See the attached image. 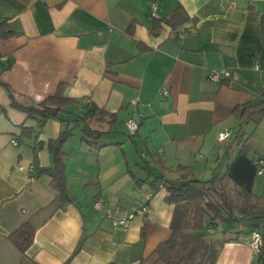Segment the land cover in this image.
Wrapping results in <instances>:
<instances>
[{
	"label": "crops",
	"instance_id": "0c3cea01",
	"mask_svg": "<svg viewBox=\"0 0 264 264\" xmlns=\"http://www.w3.org/2000/svg\"><path fill=\"white\" fill-rule=\"evenodd\" d=\"M178 7L189 18L181 44L168 28L150 31L152 17ZM2 20L15 35L0 40V83L24 104L45 100L60 84L78 102L38 127L0 86V264H140L171 235L174 205L163 184L186 174L208 180L224 171L215 160L238 149L231 112L264 88V0H0ZM221 70L228 77L220 83L206 79ZM86 100L104 115L77 119ZM127 119L138 125L132 136ZM20 126L32 129L29 138ZM86 126L98 139H82ZM224 129L231 137L218 142ZM67 130L60 148L72 201L61 208L39 171L54 169L47 144ZM242 133L251 135L248 157L264 159V118ZM146 193L148 214L115 226ZM252 194L264 198V171ZM25 222L34 236L22 254L7 236ZM250 232L208 233L227 240L214 264H264L245 243Z\"/></svg>",
	"mask_w": 264,
	"mask_h": 264
},
{
	"label": "trees",
	"instance_id": "16d2710c",
	"mask_svg": "<svg viewBox=\"0 0 264 264\" xmlns=\"http://www.w3.org/2000/svg\"><path fill=\"white\" fill-rule=\"evenodd\" d=\"M188 20L184 10L178 7L162 19L152 17L150 31L158 32L164 27L168 28L170 37L177 41L180 28L184 27L183 32H187L185 24ZM14 35L15 32L9 28L6 20L0 21V40ZM0 86L5 90L10 106L23 112L27 118L36 119L38 127L50 118H57L59 113L65 112L67 106L78 102L63 95L62 84L58 85L52 96L36 104H24L8 86L2 83ZM81 107L84 114L76 116L79 120L85 121L96 115H104L94 106L82 104ZM231 115L238 122L237 151L234 154L225 153L220 159H216L217 169L225 163L224 171L213 174L208 180L189 178L186 174L174 182L163 184L167 192L165 201L174 205L170 224L171 235L167 241L158 244L140 264H214L221 246L227 240H213L207 232L209 229L226 234L233 231L246 232L250 229L253 231L264 226L258 223L264 219V198H256L252 194L258 167L247 155L251 135L245 137L242 133L243 125H255L264 118V88L256 99L235 107ZM19 128L23 138H29L32 134L31 128ZM82 133V139L87 143H90V139H98V135L87 126L83 128ZM70 135L71 131L67 130L61 132L55 140L48 141L47 146L54 159V169L39 171V174L49 175L50 187L55 193L54 200L61 208L72 201L64 182L63 151L60 148ZM16 140L19 141V137H16ZM39 146L41 144L37 143L36 147ZM33 236L34 228L25 222L9 234L7 239L23 254L30 247ZM259 258L261 261L264 259V252Z\"/></svg>",
	"mask_w": 264,
	"mask_h": 264
},
{
	"label": "built area",
	"instance_id": "2783aa9c",
	"mask_svg": "<svg viewBox=\"0 0 264 264\" xmlns=\"http://www.w3.org/2000/svg\"><path fill=\"white\" fill-rule=\"evenodd\" d=\"M183 28L184 27L180 28L179 33L177 34V37H178L177 43L178 44H181L183 39H184L185 33L183 32L184 31ZM0 61H2V62L6 61V57L2 56L0 58ZM227 77H228V71L227 70H221V71L209 72L206 76V79L211 83L218 84L222 80L226 79ZM159 94L161 96H167L168 91L166 89H162V90H160ZM85 102L87 104H89L88 100H86ZM130 104L135 105L136 100H131ZM125 126H126V129L128 131V134L130 136L134 135L138 130L137 123L135 121H133L132 119H127L125 122ZM230 137H231V131L228 129H224L223 131L218 132L217 141L218 142H224V141L229 140ZM11 144L16 145L15 139L11 140ZM254 164L258 167L257 174H260L261 172L264 171V159L258 158L254 161ZM151 199H152V193L144 194L142 197L141 204L138 207L134 208L133 213L129 216V218L127 220H117L114 222V225L121 227V228H125L128 225V220L133 218L134 216H145V215H147L149 212V204L151 202ZM101 207H102V204L100 201H95L93 203V208L95 210H99ZM263 228H264V226L251 231L247 235V237L245 238V243L249 246V248L251 250V255L254 257H260V255L262 253L263 242H262L260 230ZM208 233H210V234L213 233V230L209 229Z\"/></svg>",
	"mask_w": 264,
	"mask_h": 264
},
{
	"label": "rangeland",
	"instance_id": "374dc122",
	"mask_svg": "<svg viewBox=\"0 0 264 264\" xmlns=\"http://www.w3.org/2000/svg\"><path fill=\"white\" fill-rule=\"evenodd\" d=\"M119 133L124 135L125 133L123 132L122 128L119 126H117ZM79 132V129H75L74 134H77ZM118 134V133H117ZM144 185V184H142ZM142 190H149V186H142Z\"/></svg>",
	"mask_w": 264,
	"mask_h": 264
},
{
	"label": "water",
	"instance_id": "95a60500",
	"mask_svg": "<svg viewBox=\"0 0 264 264\" xmlns=\"http://www.w3.org/2000/svg\"><path fill=\"white\" fill-rule=\"evenodd\" d=\"M260 234L262 237L263 247H262V253L264 252V228L260 230Z\"/></svg>",
	"mask_w": 264,
	"mask_h": 264
}]
</instances>
